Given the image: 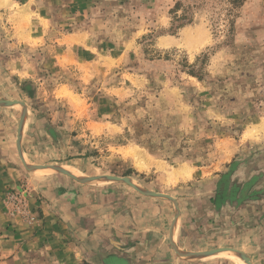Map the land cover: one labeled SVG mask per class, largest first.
Wrapping results in <instances>:
<instances>
[{"label": "rangeland", "instance_id": "1", "mask_svg": "<svg viewBox=\"0 0 264 264\" xmlns=\"http://www.w3.org/2000/svg\"><path fill=\"white\" fill-rule=\"evenodd\" d=\"M18 1L50 25L39 41L0 47V100L24 103L0 109L15 113L16 139L35 115L58 149L45 168L26 160L33 173L17 151L26 177L69 175L51 167L62 165L98 177L74 179L93 188L142 194L107 178L127 176L169 196L264 143V0ZM21 186L27 200L24 179L3 210L32 219L7 210Z\"/></svg>", "mask_w": 264, "mask_h": 264}, {"label": "crops", "instance_id": "2", "mask_svg": "<svg viewBox=\"0 0 264 264\" xmlns=\"http://www.w3.org/2000/svg\"><path fill=\"white\" fill-rule=\"evenodd\" d=\"M17 4L0 0V47L39 41L50 25L35 2ZM30 15L37 21L29 28ZM35 117L22 130L24 157L36 166L54 163L49 127ZM16 129L15 113L0 109V264H247L241 255L264 264V143L168 199L124 185L93 188L58 172L26 177ZM24 179L32 219L3 210L4 193Z\"/></svg>", "mask_w": 264, "mask_h": 264}, {"label": "water", "instance_id": "3", "mask_svg": "<svg viewBox=\"0 0 264 264\" xmlns=\"http://www.w3.org/2000/svg\"><path fill=\"white\" fill-rule=\"evenodd\" d=\"M0 104L1 105H4V106H14V105H20V106H24V103L22 101H17V100H14V101H10V100H0ZM23 120V119H22ZM21 128L22 126L20 125L19 129H18V139H17V148H18V152H19V157L25 167V169L30 172V173H33L35 172L34 169L30 168L28 162L26 161V159L24 158V155H23V152H22V148H21ZM38 169H42V168H45L46 166L44 167H41V166H36ZM51 167H54L60 171H63V172H66L67 174H69L70 176L74 177L75 179H78L79 181L81 182H87V181H91V180H94L98 177H88V178H79V177H76L72 171H69L67 170L64 166L62 165H53ZM109 180L111 181H124V182H127L129 183L130 185H132L133 187H135L140 193L144 194V195H148V196H155V197H168V199H171L170 196H166L164 194H161V193H157V192H154V191H149V190H144V189H140L139 187H137L129 177L127 176H124V177H120V176H115V175H111V176H108L107 177ZM241 258L247 263L249 264L248 262V258L245 256V255H241Z\"/></svg>", "mask_w": 264, "mask_h": 264}, {"label": "built area", "instance_id": "4", "mask_svg": "<svg viewBox=\"0 0 264 264\" xmlns=\"http://www.w3.org/2000/svg\"><path fill=\"white\" fill-rule=\"evenodd\" d=\"M25 189L21 186L17 191H12L5 197L7 210L9 213L27 215ZM29 217V216H28Z\"/></svg>", "mask_w": 264, "mask_h": 264}, {"label": "bare ground", "instance_id": "5", "mask_svg": "<svg viewBox=\"0 0 264 264\" xmlns=\"http://www.w3.org/2000/svg\"><path fill=\"white\" fill-rule=\"evenodd\" d=\"M230 256V255H229ZM229 256H227V257H229ZM238 262H240L238 259H236Z\"/></svg>", "mask_w": 264, "mask_h": 264}]
</instances>
